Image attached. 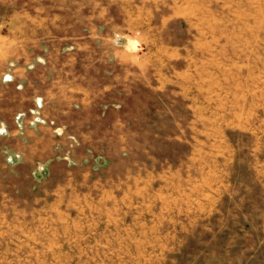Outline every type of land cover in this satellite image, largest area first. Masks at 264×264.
I'll use <instances>...</instances> for the list:
<instances>
[{"label":"rangeland","instance_id":"obj_1","mask_svg":"<svg viewBox=\"0 0 264 264\" xmlns=\"http://www.w3.org/2000/svg\"><path fill=\"white\" fill-rule=\"evenodd\" d=\"M38 3L52 2L35 1L48 22L34 26L58 40L66 64L85 63L75 51L88 10ZM172 5L175 20L163 5L137 24L122 10L115 35L97 26L99 48L117 47L98 61V107L113 132L91 148L64 137L50 162L1 185L0 264H264L252 167L264 149V0ZM25 8L0 0V17ZM43 108L35 99L21 121L46 124Z\"/></svg>","mask_w":264,"mask_h":264},{"label":"crops","instance_id":"obj_2","mask_svg":"<svg viewBox=\"0 0 264 264\" xmlns=\"http://www.w3.org/2000/svg\"><path fill=\"white\" fill-rule=\"evenodd\" d=\"M35 1L25 0L24 10L0 17V24L10 25L9 31L0 32V187L8 181L16 183L22 168L30 169L36 163L50 162L57 156V146L67 145L64 137L77 135L83 145L91 148L97 145L99 134L113 132L114 125L108 126L112 115L103 113L98 107L104 102H99L97 93L102 72L98 61L99 56L107 59L115 56L117 47L99 48L98 25H111L115 35L122 30L119 27L122 10L126 11L131 24H137L142 15L155 17L163 5L171 10V19L175 20L176 14L172 0H49L52 3H38L37 7L88 10L85 22L91 25L89 34L75 51L78 52L76 55L84 57L85 63L73 65L66 64L65 50L58 46V40L50 43V33L43 26H34L48 22L47 18L33 14ZM133 29L138 28L133 26ZM104 65L106 71L114 67L113 64ZM37 98L43 100L42 116L46 124L33 127L28 118L21 121L20 115L30 110ZM102 120H105L104 132H100L99 121ZM59 135L63 138L59 139ZM16 156L19 163H16ZM252 167L256 192L259 187L264 191V149ZM253 205L251 209H254ZM3 214L0 211V215Z\"/></svg>","mask_w":264,"mask_h":264}]
</instances>
